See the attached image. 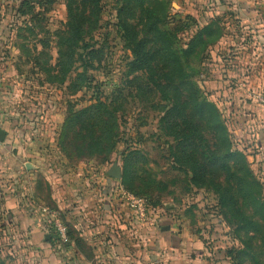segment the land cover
Returning a JSON list of instances; mask_svg holds the SVG:
<instances>
[{
	"label": "trees",
	"instance_id": "obj_1",
	"mask_svg": "<svg viewBox=\"0 0 264 264\" xmlns=\"http://www.w3.org/2000/svg\"><path fill=\"white\" fill-rule=\"evenodd\" d=\"M102 2L66 0L67 20L57 40L55 65L47 64L48 56L42 65L36 63L48 83L63 85L69 81L73 94L89 88L88 72L96 69L100 51L85 41V36L98 26ZM47 3L52 4V0ZM116 3L112 26L128 52L126 75L132 78L129 83L136 82L133 97L148 101L157 113L160 130L171 139L169 159L173 168L182 173L188 187L204 189L215 196L217 213L229 227L234 242L223 249L229 264H243L246 258L249 264H264L261 262L264 258V184L255 176L244 151L234 148L219 109L201 93L184 68L185 62L201 61L202 55L209 53L223 36V26L217 19L210 20L196 28L185 48L178 50L177 35L189 31L188 23L184 22L189 17L185 16L182 21L179 13L171 14L165 0H116ZM34 10L27 2L14 8L23 18L35 17ZM25 24V36H16L24 42L14 47L26 58L38 62L47 52L42 50L34 55L28 39L38 33L31 19ZM37 43L41 49L48 45L44 40ZM139 75L144 80L137 81ZM119 98L116 96L109 103L97 98L94 105L69 110L61 126L58 148L64 152L66 141L78 139L81 142L78 149L87 151L89 158L112 153L117 144L118 112L122 109ZM206 135L211 136V143L206 141ZM121 161L122 188L143 199L147 209H160L158 196L150 204L146 196L154 192L170 194L169 187L174 183L156 182L152 190L154 180L141 176L144 172L140 165L146 158L136 148L124 154Z\"/></svg>",
	"mask_w": 264,
	"mask_h": 264
},
{
	"label": "crops",
	"instance_id": "obj_2",
	"mask_svg": "<svg viewBox=\"0 0 264 264\" xmlns=\"http://www.w3.org/2000/svg\"><path fill=\"white\" fill-rule=\"evenodd\" d=\"M215 1L216 9L228 11L235 22L225 25L227 33L209 51L212 62L204 83L214 91L211 97L218 95L215 105L218 109L223 105L221 113L233 111L227 116V126L234 130L231 133L249 134L264 120V111L247 96L250 90L264 89V0ZM3 60L7 74L10 57ZM11 73L14 75V69ZM6 74L0 76V128L6 132L0 143V241L6 245L13 242L0 248V264L7 263L8 257L23 264H229L223 250L228 235L220 218H201L205 228L197 233L192 230L197 218L170 217L174 204H165V211L152 210L146 221H139L117 198V180L107 176L105 184L93 185L85 176L89 172L82 169H67L61 175L43 170L37 163L43 157L38 143L34 141L35 146L27 134L20 135L22 124L18 121L23 110L17 105L19 91L16 85L5 84ZM228 78L233 80L230 88L226 86ZM241 113L245 114L239 117ZM23 124L27 127L31 122ZM5 160L12 166L9 171ZM22 169L28 191L39 187L37 179L58 191L56 201L65 213L61 220L69 232L67 243H61L45 221L26 216L18 190ZM6 177L13 180L6 182L2 179ZM178 220L188 229L180 231ZM243 264H249V259Z\"/></svg>",
	"mask_w": 264,
	"mask_h": 264
},
{
	"label": "rangeland",
	"instance_id": "obj_3",
	"mask_svg": "<svg viewBox=\"0 0 264 264\" xmlns=\"http://www.w3.org/2000/svg\"><path fill=\"white\" fill-rule=\"evenodd\" d=\"M165 1L169 3L171 14L179 13L182 21L185 16L186 18L189 17L187 20L184 19V22L189 25V31L177 35L175 47L178 50L185 48L192 32L196 28H200L210 22V20L217 19L224 29L226 24L235 22H233V18L229 17L228 11L222 13L216 9L215 0ZM23 2L30 3L35 7V17L25 16L23 18L14 12V8L19 7ZM47 2L48 0H0V76H2V73L6 74L4 69L8 66H4L6 61H1V59L10 57L9 68L5 75V84L11 86V88L14 85L18 87L19 100L17 105L23 110L21 112L23 115L19 117L18 121L22 124L20 135L23 137L27 134L33 142L36 141L38 143L37 148L39 149L37 150L43 154V157H39L37 163L39 165L42 164V169L46 170L47 173L52 171V173L57 175L65 174V170L72 168L88 171L89 173L85 172V176L88 175L91 178L90 184L99 185L108 181L106 171L112 165H117L122 173L121 157L129 150L136 148L146 158V162L140 165L144 172L143 174L141 173V176L146 180L148 178L154 180L151 186L152 190L156 188V182L174 183V186L169 187L170 194L154 192L150 197L146 196L147 200H150L149 204L155 200L156 196L159 197V206L162 210H164L165 204H174L170 217L197 218L198 222L196 221L194 227H192V230L197 233H200L205 228V225L200 222L201 218H208L206 217L208 215L220 218V223H222L223 219L217 213L215 196L210 191L188 187L182 173L173 168V162L169 159L172 146L171 139L160 130L157 123V113L151 108L150 103L145 100L140 101L137 96L133 97L134 94L132 92L135 90L136 82L129 83L132 78H127L126 75L128 52L124 50L121 38L112 26L115 14L114 9L117 4L116 0H103L98 26L91 34L85 36V41L93 48L99 49L100 62L96 63L94 71L88 72L91 78L89 88H83L76 94H73L71 88L68 87L69 81H66L63 85L48 83L45 75L39 69V66L36 65V63L42 65L47 56V64L50 66L55 65L58 52L57 40L65 30L67 20L66 0H52L50 5ZM30 19L36 27V34L38 33V35L35 38L28 39V44L33 49L35 56L42 50L47 52V55L39 58L38 62H34L33 58H26L14 47V45L17 46L24 42L22 38L16 36L18 34L21 37L25 36V23ZM167 26L171 27L173 24H168ZM37 40L47 42V47L41 49ZM12 46L14 50H12ZM202 57L201 61L190 59L185 62L184 68L201 93L216 104L219 103L218 95L211 97L214 95L212 94L214 91L206 89L207 86L204 83L207 80L206 78L209 77L208 74H210V72L208 73V70H210L208 65L212 62V57H210L209 53L207 55L203 54ZM12 69H14V75L11 73ZM200 73L204 74L203 78L199 76ZM221 75L222 73L219 74V76ZM74 76L75 74L72 73L71 77L73 78ZM137 77V81L144 80L143 76L139 75ZM228 80L229 82L226 86L230 88L233 80L230 78ZM130 94H132L133 98L129 96ZM116 96L121 97L118 100L122 105V109L121 112H118L117 144L112 153L106 157L96 156L89 158L87 151L78 149H81V142L78 139L66 141V151L64 152L58 148L61 126L65 118H67L69 110L78 111L94 105L97 98L101 102L109 103ZM219 107L222 112L223 105L219 104ZM232 113L233 111L228 114ZM228 114L226 112L221 113L222 118L227 122L226 125H229L228 122H230L227 118ZM244 114L241 113L239 117L244 116ZM262 121V124H257L256 129L253 132H249V134L246 131H242L239 133L240 135H234L231 133L234 132L231 126H229L228 130L230 129V137L234 148L244 151L249 157L247 158L251 169L256 174L255 176L264 184V120ZM29 122H31V125L25 127L23 123ZM205 138L208 143L212 142L211 136L206 135ZM36 143L34 144L35 146H37ZM5 161L6 165L4 167L9 171L12 166L9 163L10 161ZM21 172L24 177L22 176L19 182L18 190L20 191L19 196L23 202V211L26 216L41 220V218H45L41 211L43 208H47L61 212L60 217L65 218V213H62L56 201L58 191L54 188L50 189L49 184L43 179H37L39 187L35 191H28L26 173L24 169ZM96 178L100 180V183H97ZM2 179L6 180V182L13 180L7 177ZM77 182L74 184H77ZM114 184L117 185L115 188L122 187L121 179ZM152 210H150L151 213ZM176 224H178L176 226L180 231L188 229L181 220H178ZM225 230L228 235L226 239L228 242L227 247H230L234 242L229 235V227L226 224ZM10 243L8 244L10 245ZM9 245H6V241H0V248H7ZM8 258L10 260L5 264H23L21 261L17 262L15 258Z\"/></svg>",
	"mask_w": 264,
	"mask_h": 264
},
{
	"label": "built area",
	"instance_id": "obj_4",
	"mask_svg": "<svg viewBox=\"0 0 264 264\" xmlns=\"http://www.w3.org/2000/svg\"><path fill=\"white\" fill-rule=\"evenodd\" d=\"M201 77L203 78L204 76L202 75ZM248 93L249 100L264 110V89H258L254 91L250 90ZM1 125L2 120H0V127ZM115 193L117 198L122 201V203L129 209L130 213L139 221H146V219L149 218L150 210L147 209L146 202L143 199L134 197L120 186L116 188ZM41 213L45 216V218H41V220L45 221L47 225H49L59 241L61 243H67V227L61 220V213L57 210H49L47 208H43Z\"/></svg>",
	"mask_w": 264,
	"mask_h": 264
},
{
	"label": "water",
	"instance_id": "obj_5",
	"mask_svg": "<svg viewBox=\"0 0 264 264\" xmlns=\"http://www.w3.org/2000/svg\"><path fill=\"white\" fill-rule=\"evenodd\" d=\"M6 132L0 128V143H2L5 140ZM27 169H30V167L27 165ZM106 175L114 180H120L121 179V172L117 165H112L109 170L107 171ZM46 240H49V236H46Z\"/></svg>",
	"mask_w": 264,
	"mask_h": 264
}]
</instances>
